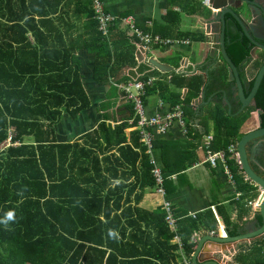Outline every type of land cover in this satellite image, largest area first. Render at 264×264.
Wrapping results in <instances>:
<instances>
[{"label":"trees","instance_id":"trees-1","mask_svg":"<svg viewBox=\"0 0 264 264\" xmlns=\"http://www.w3.org/2000/svg\"><path fill=\"white\" fill-rule=\"evenodd\" d=\"M60 1L0 0V144L6 139L10 127L14 128L12 142L20 143L8 146L3 152L0 149V264H122L124 261L167 264L170 259H175V245L169 242L172 233L166 227L161 208V211L153 212L137 209L138 220H147L149 216V220L156 218L154 225L158 235L150 240L146 232L149 226L141 228L140 222L132 220L135 222H130L131 225L136 223L141 235L135 233L127 239L133 249L130 252L121 245L123 236L119 240L116 238V226L109 223L114 224L113 221L119 218L117 209L121 207V201L125 202L129 197V192L123 196V191L130 184L120 182L112 186L114 179L127 180L134 172L133 189L154 185L151 157L145 152L146 146L140 142L138 130L131 132L130 142L126 143L124 129L129 126L127 120L114 126L102 121L92 132L84 134L82 141H56L53 123L61 117V111L75 115L89 104L79 65L73 64L76 61L72 59L78 44L75 50L67 48L65 43L62 47L48 45V40L53 39L52 32L44 34L41 31L46 24H54L51 16L56 13ZM79 2L82 9L77 10L75 15L86 17L85 27L91 37L90 44H83L84 48L106 51L101 56L105 63L95 59L93 74L96 81L104 83L113 75L112 67H108L111 59H116L114 65H121L118 59L124 52L132 64L133 54L120 51L117 42L112 44L111 40L103 38L97 30L90 0ZM196 5L201 6L200 2ZM47 6L52 9H47ZM118 24L116 22L112 28ZM57 28L55 25L56 31ZM29 32L33 35L32 40L26 36ZM59 37L62 41L61 35ZM224 37L226 53L238 68L244 93L248 95L254 79L247 82L243 68L252 45L228 14ZM212 61L210 59L198 66L200 71L196 73L189 72V68L185 72L166 73L162 79H155L150 86H146L142 102L146 105V100L157 93L167 105V110L180 105L184 121L192 127L197 140L202 139L204 134L193 126V121L196 118L202 119V122L211 121L212 151L226 152V163L233 175L235 190L240 193V200H253L258 195L257 187L244 180L235 155L227 148L231 144L236 145L243 135L241 126L252 111L261 109L259 116L264 127V75L255 94L254 105L235 114L239 103H236L234 82L228 80L227 73L221 68L213 67ZM146 69L142 65L140 71ZM158 74L156 70L146 71L141 79L159 77ZM182 88L186 89L183 98ZM202 91L205 99L211 96V102L196 111L191 101ZM223 93L232 106L230 112L222 101ZM129 107L131 125L135 126L138 116L132 103ZM164 144L163 140H153L154 158L155 148ZM113 150L118 155L110 153ZM139 158L141 169L136 170L135 163ZM257 161L264 168V150ZM113 162L118 164L114 167ZM191 163L183 164V169ZM254 167L257 168L256 165ZM112 168L115 172L108 178L104 172ZM171 170L162 167L166 177L170 175L167 171ZM110 200L114 202L112 205ZM130 211L132 209L127 208L122 214ZM9 212L13 213V218L5 223ZM112 213L114 216L110 219ZM140 213L144 216L141 219ZM187 220L178 230L184 255L192 252L189 241L196 228L195 221ZM121 227L124 228V225ZM230 234L235 233L230 231ZM140 241L148 246L145 251L137 247Z\"/></svg>","mask_w":264,"mask_h":264},{"label":"crops","instance_id":"crops-1","mask_svg":"<svg viewBox=\"0 0 264 264\" xmlns=\"http://www.w3.org/2000/svg\"><path fill=\"white\" fill-rule=\"evenodd\" d=\"M101 1L103 2L105 9L114 16H130L134 21L135 28L142 33L169 38L173 43L170 45H151V49L146 52L148 63H144L138 58L136 46L137 43H139V40L134 36V33L125 26V24H118L116 28H112L110 31L109 39L112 44L113 41L117 42L120 51L132 52L134 63H129L130 58L124 52L118 59L119 62H122L121 65H114L113 63L116 59L113 57L110 63H108V67H112L113 75L111 74L106 82L100 83L96 81L93 76L95 59L97 58L105 63L101 56L105 55L106 51L96 52L95 50H88L87 47L84 48L83 44H90L91 37L89 29L85 27V22L87 21L86 17L75 15L77 10L82 9V5L79 0H61L55 10L56 13L51 16L54 24H46L44 28H41V31L44 34L47 31L52 32L53 39L48 40V45L55 44L62 47L65 43L67 48H74L75 50L78 44V49L73 52L72 59L76 61V63L73 64L79 65L82 86L89 100V104L75 115L70 114L66 110L61 111V117L58 121L53 123V130L55 131L54 136H56L57 142L82 141L84 134L92 132L102 121L110 126H114L115 124L126 120L129 124V121L132 120L130 119L131 113L129 111V104L131 101H129L124 95L119 84L125 83L129 79L142 77L146 71H158L159 77L151 76L156 78V80L162 79V76H165L166 73H172L161 72L149 62L151 57L173 67L175 70L174 73L185 72L189 68H191V70H189L191 73L199 72L200 69L198 66L204 65L206 61L213 59V67L221 68L222 71L227 73L228 80L232 81L230 79V67L221 57L218 44L220 21L214 19V13H217L220 8H214L213 6L211 7V5H204L202 0ZM197 2H200L201 6H197ZM261 4H264V0H261ZM244 7L245 4L242 7L234 6L233 10L237 13H246L248 15L250 12H246L247 10ZM46 8L50 10L52 9V7L49 6ZM247 15L244 16L247 17ZM253 15L255 20L251 21L250 18H248V21L255 27L257 34L263 37L260 42L264 44V32L262 31L260 22L256 20L260 14L257 11H253ZM235 23L240 27L242 35L246 37L236 20ZM55 25L58 27L57 31ZM60 35L62 41L59 37ZM26 36L30 40L33 39V35L30 32L27 33ZM251 45L252 49L250 51L249 59L244 63L243 68L247 82L255 79L264 62V50L253 44ZM63 50L65 49L63 48ZM56 56L57 55L55 54L54 59H56ZM183 61L187 62V66L183 65ZM142 65L147 68L143 72L140 71ZM205 76L207 75L205 74ZM169 77L170 76H168L166 80H168ZM233 89L237 100L236 103H239L240 107L235 82ZM202 92L204 93V91ZM201 93L198 97H200ZM185 94L186 89L182 88L181 97L183 98ZM198 97L193 100H196ZM203 100L207 101V103L199 101L197 109L191 104L194 110L197 111L205 108L211 102V96L205 99L204 93ZM222 101L228 108V105L224 101V97ZM160 102H162L161 107L159 105ZM253 105L254 104L249 106ZM166 107L167 105H164V102L156 93L146 100L144 111L147 116H152L156 113L162 114L166 112ZM231 107L230 104V110ZM230 110L228 108L229 112ZM257 110L258 109L252 111L250 117L242 124L241 131L243 134L251 129L257 128ZM237 111L235 114H237ZM201 120L202 119L196 118L193 121V126L199 130L200 134H204L200 140L194 138L195 134L191 129L192 127H188L184 118L183 123L179 120L174 121L166 134H161L155 126L147 128L153 136L152 143L154 139L166 142V144L155 148L156 158L152 155V149L150 152L145 149V152L150 155V161L153 166L158 167L162 174V167H164L165 170L172 169L171 171H167L170 174L168 177L163 174L164 188L166 192L164 198L172 203L174 215L177 219L178 228L176 233L179 238L181 239L178 233L179 226L184 224L182 223L184 220L188 219L196 222V228L193 230L189 241L192 245V252L190 255H184L183 249L180 252L178 250V245L171 242L173 233L170 232L166 225L169 232L172 233L169 242L170 244L175 245V259H170L167 264L192 263L191 256L198 246L197 239L204 235L224 238L227 236L225 230L230 236H235L256 229L262 225V217L258 211L259 206L256 207L250 204V202H257L258 199L260 200L262 191L258 186L251 184L250 179L246 177L245 173L240 168L239 161H237L244 180L248 181L249 184L256 186L258 191V195L255 199L247 200L245 198L246 200L244 199L241 201L240 193L235 190V182L230 169L228 168L229 173H227L221 163H217L216 166H211L210 163L206 162L205 150L203 148L200 149V146H202L203 140L206 136L213 135L212 122H202ZM185 127L189 130L186 135L183 133ZM135 130H138L140 135V129L137 125L133 126L129 124V126L124 129V134L127 138L126 143L130 142V134ZM13 133L14 128L10 127L6 139L0 144V149H6L8 146L20 145L19 142H15L17 144H12L11 140L10 145L3 147L4 142L13 137ZM193 139H196L198 142ZM26 140H30V138H26ZM168 144L169 146H167ZM249 149H251V147H249ZM135 151H139V149L135 148ZM110 153L118 155L116 150H113ZM250 156H252L253 159V168L259 174L264 176V168L260 167L258 161H255L252 149ZM155 159H158L159 162ZM189 162H192L191 165L186 169H183V164H188ZM113 163L114 167L118 164L117 162ZM107 165L110 166V164ZM254 165H256L257 168L254 167ZM135 168L136 170L141 169L140 158L136 161ZM114 172L115 171L112 168L104 172V174L108 178H111V174ZM117 172L120 174L119 170ZM134 174L135 173L133 172L132 175H129V179L127 180L116 178L112 181V186L114 184H119L120 182L130 185L124 188L123 196L127 195L129 192V197L125 202L122 200L120 203L121 207L117 209L116 214L119 218H116V220L113 221L115 222L114 224L109 222L111 225L116 226V238L119 240L122 238L121 236H123L121 245L122 247L126 246V249L129 252L133 249L127 243V239L132 237L135 233L141 235L138 230V225H136V223L131 225L130 222H140L141 228L146 225L147 227L149 226V228L146 229V232L149 233L150 240H154L158 235L157 227L154 225L156 218H151L152 220H149L151 217L149 216L147 220H138L139 218L136 214L137 209L150 212L161 211V203L164 199L155 191V180L152 187L133 189L131 184L135 181ZM113 203L114 202L110 200L109 204L112 205ZM127 208L132 209L130 212L133 213V215H130V212L122 214V211ZM113 213L110 215V219L113 218ZM139 216L140 219L141 217H144L141 213ZM109 220L106 221L108 222ZM109 223H106V225ZM122 224L124 225V228L121 227ZM230 231L235 234H230ZM181 242L183 243L182 240ZM137 247L139 250L145 251L148 246H144L143 242L140 241L137 242ZM198 255H200V262L207 260L205 258H213L214 260H219L220 264H264V233L254 238L229 243H213L207 240L203 243ZM128 262L129 261H124L122 264H132Z\"/></svg>","mask_w":264,"mask_h":264},{"label":"built area","instance_id":"built-area-1","mask_svg":"<svg viewBox=\"0 0 264 264\" xmlns=\"http://www.w3.org/2000/svg\"><path fill=\"white\" fill-rule=\"evenodd\" d=\"M91 7L93 10L94 19L97 22V29L100 32L101 36L106 40H109L110 31L112 26L116 22L123 23L125 26L134 33V36L139 40L137 43V52L138 58L144 63H148V57L146 52L151 49V45H170L173 41L169 38H163L157 35H151L147 33H142L140 30L135 28L134 21L130 16L127 17H118L109 13L101 0H90ZM204 5L210 6L209 0H202ZM138 78V77H137ZM137 78L129 79L119 87L126 93L127 99L131 100L134 104V110L138 116L137 127L140 129V140L146 146L148 152L152 149V139L153 136L147 130L149 127H156L161 134H166L169 127L173 124L174 121L179 120L183 123V110L180 105H176L171 110H167L162 114H154L152 116H147L144 111V105L142 102V96L145 93L146 86H150L156 78L149 77L147 80H138ZM160 107L162 102L159 103ZM129 124H132V120L129 121ZM183 133L187 134V128L183 129ZM212 141V136H206L203 140L202 146L206 154V162L210 163L211 166H216L217 163H221L224 170L229 173L228 166L226 163V152L224 150L212 151L210 149V143ZM11 144V139L9 138L4 142L3 147H7ZM236 144V143H235ZM227 151L235 155V159L238 161V153L236 150V145L231 144L228 146ZM151 173L155 180V191L165 197V188H164V176L161 173L160 169L156 166H153ZM251 205L258 207L260 205V200L250 202ZM161 209L164 212V221L170 230L173 233L171 239L172 243L178 245V250L181 252L183 249V243L177 235V219L174 215L172 203L163 199L161 203Z\"/></svg>","mask_w":264,"mask_h":264},{"label":"water","instance_id":"water-1","mask_svg":"<svg viewBox=\"0 0 264 264\" xmlns=\"http://www.w3.org/2000/svg\"><path fill=\"white\" fill-rule=\"evenodd\" d=\"M211 7L214 8H220L217 13H214V19H218L220 21V29H219V49L221 57L224 59V61L229 65L230 67V79L235 82V87L237 91V96L240 102V107L237 111V113L243 111L245 107H248L249 105L254 104L255 102V94L257 92V89L260 85V82L262 80V77L264 75V62L261 65L255 79L253 86L247 96L244 95V89L242 82L239 78L237 68L230 60L229 56L226 53L225 49V15L230 14L232 18H234L238 24L241 26L243 33L246 35V37L250 40L251 44L254 46H257L264 50V44L260 42V40L263 39V37L259 34H257L255 27L249 23L248 18H250L251 21H254V15L253 11H257L260 16L256 18L257 21L260 22L262 26V31L264 32V4H261V0H210ZM245 4L246 12H250L248 15L246 13H237L233 10L234 6L236 7H242ZM244 15H247L245 17ZM247 26V28H246ZM149 62L154 65L156 68H158L161 72H174L175 70L173 67H171L168 64L160 62L158 59L151 57L149 59ZM183 65L187 66V62L183 61ZM224 101L228 105V108L230 110V104L226 98V95L223 94ZM204 93L202 92L200 97H198L196 100L192 101V105H194L195 109L198 108V102L202 101L203 103H207V101L203 100ZM261 109L257 110L258 114V126L255 129H251L247 132H245L238 140L236 144V150L238 153V161L240 163V168L245 173L246 177L250 179L251 184H254L260 188L262 191L260 195V205L258 208V211L260 212V215L262 217V225L259 226L256 229H253L251 231H247L243 234H238L235 236H230L228 232L225 230L226 237H218V236H211V235H204L201 238L197 239L198 246L195 250V252L191 256V262L192 264H220L219 260H214L213 258H205L207 260L200 262V255H198L200 248L202 247L203 243L205 241H211L215 243H229L234 242L238 240H244L248 238H254L262 233H264V176L259 174L254 168H253V159L252 156H250V145H261L264 143V127L261 126V120H260V113Z\"/></svg>","mask_w":264,"mask_h":264},{"label":"flooded vegetation","instance_id":"flooded-vegetation-1","mask_svg":"<svg viewBox=\"0 0 264 264\" xmlns=\"http://www.w3.org/2000/svg\"><path fill=\"white\" fill-rule=\"evenodd\" d=\"M250 147L252 149V153L254 155L255 161H257V159L260 156V153L264 150V143H262L261 145L254 144ZM251 149H250V151H251Z\"/></svg>","mask_w":264,"mask_h":264},{"label":"rangeland","instance_id":"rangeland-1","mask_svg":"<svg viewBox=\"0 0 264 264\" xmlns=\"http://www.w3.org/2000/svg\"><path fill=\"white\" fill-rule=\"evenodd\" d=\"M210 1V0H209ZM210 3V2H209ZM110 37V36H109ZM110 40V39H109ZM138 80H142L143 81V79H141V77H138L137 78ZM128 81V80H127ZM123 84V83H122ZM122 84H119V86L120 85H122ZM121 88V87H120ZM122 90V89H121ZM122 92L124 93V95L126 96V93L124 92V90H122ZM144 96V95H143ZM142 96V97H143ZM129 101H131V100H129ZM143 101V100H142ZM131 103L133 104V102L131 101ZM144 105V104H143ZM133 109H134V104H133ZM135 111V110H134ZM12 144H17V143H15V142H12ZM211 144V143H210ZM6 149H1V151L3 152V151H5ZM190 264H192V263H190Z\"/></svg>","mask_w":264,"mask_h":264},{"label":"clouds","instance_id":"clouds-1","mask_svg":"<svg viewBox=\"0 0 264 264\" xmlns=\"http://www.w3.org/2000/svg\"><path fill=\"white\" fill-rule=\"evenodd\" d=\"M13 218V213L9 212L7 214V219L5 220V223L7 222V220H11Z\"/></svg>","mask_w":264,"mask_h":264}]
</instances>
